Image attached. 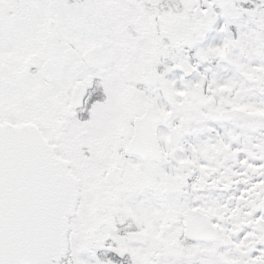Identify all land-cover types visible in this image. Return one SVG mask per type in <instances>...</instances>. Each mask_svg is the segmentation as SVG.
<instances>
[{
  "label": "snow or ice",
  "instance_id": "6c2138e0",
  "mask_svg": "<svg viewBox=\"0 0 264 264\" xmlns=\"http://www.w3.org/2000/svg\"><path fill=\"white\" fill-rule=\"evenodd\" d=\"M0 264H264V0H0Z\"/></svg>",
  "mask_w": 264,
  "mask_h": 264
}]
</instances>
